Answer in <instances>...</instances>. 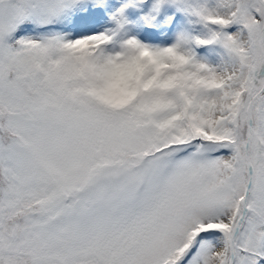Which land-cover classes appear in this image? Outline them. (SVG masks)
Segmentation results:
<instances>
[{
    "label": "snow or ice",
    "instance_id": "6c2138e0",
    "mask_svg": "<svg viewBox=\"0 0 264 264\" xmlns=\"http://www.w3.org/2000/svg\"><path fill=\"white\" fill-rule=\"evenodd\" d=\"M104 4L0 0V264H264V0Z\"/></svg>",
    "mask_w": 264,
    "mask_h": 264
},
{
    "label": "clouds",
    "instance_id": "9594fccd",
    "mask_svg": "<svg viewBox=\"0 0 264 264\" xmlns=\"http://www.w3.org/2000/svg\"><path fill=\"white\" fill-rule=\"evenodd\" d=\"M123 87L122 81L120 79L115 80L110 86L111 90L105 94L104 99L106 102L119 105L123 101L120 99L118 93L119 90Z\"/></svg>",
    "mask_w": 264,
    "mask_h": 264
},
{
    "label": "rangeland",
    "instance_id": "374dc122",
    "mask_svg": "<svg viewBox=\"0 0 264 264\" xmlns=\"http://www.w3.org/2000/svg\"><path fill=\"white\" fill-rule=\"evenodd\" d=\"M117 1L118 2H121V5L126 2V0H117ZM108 3H111L110 0H105V4L104 5H101V7H105L106 6L108 8V11L102 12V14H101L102 17H103V19L106 20V21H110V14H111L112 11H114L116 9L115 7L110 8L108 6ZM140 11H141L140 9H138V8L135 7L134 8V12H133V7H132V8H130V11L128 13H131L133 15V18L134 19H137V17H135V15L137 16V14H135V13H137V12L140 13ZM139 27L140 28H143L145 30L148 29V26L147 25H142V26L139 25ZM144 34H145V38L143 37V39L145 40L146 39V36H147V32L145 31ZM152 42L153 41H151V42L146 41V43H152ZM154 42H158V41H154Z\"/></svg>",
    "mask_w": 264,
    "mask_h": 264
},
{
    "label": "bare ground",
    "instance_id": "6f19581e",
    "mask_svg": "<svg viewBox=\"0 0 264 264\" xmlns=\"http://www.w3.org/2000/svg\"><path fill=\"white\" fill-rule=\"evenodd\" d=\"M137 32L141 35V36H143L144 37V32H142L140 29H137ZM147 39V38H146ZM145 39V40H146ZM158 41V40H157ZM149 42V41H148Z\"/></svg>",
    "mask_w": 264,
    "mask_h": 264
}]
</instances>
